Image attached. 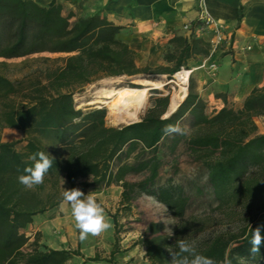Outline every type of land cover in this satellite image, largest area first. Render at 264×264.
<instances>
[{
	"label": "trees",
	"instance_id": "16d2710c",
	"mask_svg": "<svg viewBox=\"0 0 264 264\" xmlns=\"http://www.w3.org/2000/svg\"><path fill=\"white\" fill-rule=\"evenodd\" d=\"M69 19L56 0L47 5L34 0H0V132L17 129L26 142L18 150L17 141L0 139V264H76L74 257L82 258L81 264L102 260L98 255L85 257L79 247L52 249L39 245L37 239L28 244L21 232L35 215L60 205L62 176L69 182L88 180L83 186L94 189L121 182L122 205L146 194L165 205L173 217L183 218L189 201L183 188L171 181L160 182L161 147L174 153L180 143L205 170L217 208L234 211L240 207L248 214L238 234L218 235L194 247L196 252L216 264H225L226 259L231 264H242V260L264 264V241L257 254L251 252L250 244L251 231L257 226L264 236V133L258 132L254 121L264 116V86L253 89L241 109L224 106L208 116L189 77L187 95L165 119L169 95L153 98L136 122L105 126L104 108L84 112L76 108L73 95L104 76H135L149 73V69L135 65L134 52L117 38L120 26L99 15L74 23ZM195 25L193 22L192 28ZM177 40L175 52L166 54L168 61H175L167 71L169 77L187 67L188 59L208 53L205 40L192 33ZM44 51L70 55L36 58L40 66L19 77L4 73L6 60ZM151 92L159 93L157 89ZM186 114L191 119L190 133L166 136L165 125L180 122ZM38 151L48 152L54 158L53 166L44 183L29 190L18 182V176L32 165L28 158ZM133 154L134 159L127 162ZM129 174H143V178L130 182L126 180ZM111 217L112 256L118 250L119 229L116 214ZM162 230L161 225L150 223L144 238L136 242L146 247L152 264H169V250L179 251ZM77 238L79 245V231ZM104 260L113 264L112 258Z\"/></svg>",
	"mask_w": 264,
	"mask_h": 264
},
{
	"label": "crops",
	"instance_id": "0c3cea01",
	"mask_svg": "<svg viewBox=\"0 0 264 264\" xmlns=\"http://www.w3.org/2000/svg\"><path fill=\"white\" fill-rule=\"evenodd\" d=\"M34 1L40 5L51 2ZM56 2L62 6L63 16L70 15L69 22L99 15L107 22L120 26L117 38L134 52L135 65L139 68H148L149 73L165 76L175 65L174 60L166 59V54L175 52L177 39L187 36L183 27L195 22L198 15V0H56ZM202 3L204 10L231 33L233 41L232 47L223 48L212 58L218 63L215 75L212 76L202 69H194L190 74L193 92L203 101L205 114L212 116L224 106L234 110L241 109L250 92L264 86V0H202ZM246 45H251V50L243 51ZM203 57L195 56L188 59L187 67L195 68ZM168 112L169 106L163 117ZM185 121L191 131L189 127L191 119L188 114L178 123L181 126ZM254 121L258 132L264 133V116L255 117ZM3 129L5 135L15 138L24 136L17 129ZM189 133L186 131V135ZM0 139L2 140V137ZM23 142L26 143L25 140ZM116 184L117 186H112L116 191L110 187L107 191L104 188L97 190L94 194L97 200L105 199L110 190L115 200L120 201L118 195L120 196L122 192L121 182ZM60 205L35 215L32 223L21 232L28 237L35 233L40 234L38 243L48 248H78L76 229L67 227L66 222L57 216L62 210ZM67 207L65 206L63 210ZM65 235L69 236L67 243ZM28 241H32V237H29ZM80 245H83V242L80 241Z\"/></svg>",
	"mask_w": 264,
	"mask_h": 264
},
{
	"label": "rangeland",
	"instance_id": "374dc122",
	"mask_svg": "<svg viewBox=\"0 0 264 264\" xmlns=\"http://www.w3.org/2000/svg\"><path fill=\"white\" fill-rule=\"evenodd\" d=\"M68 55L70 54L65 52L44 51L31 54L26 57L9 59L6 60L8 67L3 69V71L9 78H15L34 71L38 66H40L38 62L34 61L36 58L49 57L51 59H55L58 57H66ZM24 60L26 62L21 63ZM140 78L153 81H166V84L168 85L165 84L166 87H163V89H157L159 93L151 92V89L155 88L148 89L146 104L138 114L136 121L139 120L140 116H142L151 105L153 98L163 95H169V98H171V95L179 89L177 84L168 82L170 80H175L174 74L171 77L155 73H140L135 76H104L87 84L80 92L75 93L73 95L74 104L77 109H81L84 112L104 108L106 110L104 117L105 126L119 127L126 125V123L118 125L112 123L108 116L109 103H103L106 99L97 97V92L102 90V88L103 90H107L123 86L138 87L139 85L136 84L135 81L141 80ZM188 85L189 80L186 83L187 91ZM181 127L186 129L187 133L190 132L186 121L181 124ZM4 133V129H2L0 132V137H2L1 141H17V149L23 150L25 145L23 142L25 136L15 138L10 135H5ZM43 137L44 141L47 143V137ZM134 157V154L131 155L127 162L132 161ZM160 157L164 162V166L160 172V182L164 183L171 181L174 184L180 185L183 188L184 193L189 198L183 218L177 219L173 217L168 208L156 201L152 196L141 194L130 203L122 205L119 200H115L109 190L108 196H106L105 199L101 198V201L98 200V202L103 205L106 217L112 227L98 237L90 235L87 240L83 241V245H78L81 249L80 251L85 257L98 255L102 260L97 262H88L86 264H111L104 260L109 258H112L113 264H152L150 259L145 254L146 247L142 243H136L144 238L147 227L150 223H157L161 225L163 227L162 234L170 237L171 242H173L175 246H177V241L183 239L192 247H199L206 241L218 235H225L228 237L230 235L238 234L241 231V228L246 223L248 214L240 207L235 208L234 211L217 208L216 202L211 196L210 188L206 183L205 170L197 162L193 161L183 143L178 145L174 153H172L169 149L161 147ZM142 178L143 174H129L126 176V180L130 182H135ZM87 181L88 180L81 179L69 182L64 176L60 179L63 192L64 190L78 188L85 195H87L89 192L96 194V191L102 188L107 191L108 187L116 191V189L112 187L117 186L116 183L100 189H94L83 186V182ZM198 189H200V192H198ZM118 199L121 200V195H118ZM112 214H116L119 233L117 238L118 250L111 256L110 253L115 242L114 222L111 217ZM57 216L66 222L65 225H67V227H71L73 230L76 229V232L78 233V229L75 227V221L69 206L66 210H61ZM24 236L27 239L32 237V241H28V244L36 239L37 241L40 240V234L38 233L32 234L29 237L24 233ZM65 242H69V236L67 235H65ZM67 248H69V246ZM72 261L76 264H81L82 258L74 257ZM171 261L172 258L169 264H171ZM241 262L242 264H248L243 260ZM155 264L162 263L156 262Z\"/></svg>",
	"mask_w": 264,
	"mask_h": 264
},
{
	"label": "clouds",
	"instance_id": "9594fccd",
	"mask_svg": "<svg viewBox=\"0 0 264 264\" xmlns=\"http://www.w3.org/2000/svg\"><path fill=\"white\" fill-rule=\"evenodd\" d=\"M165 118L162 117V119ZM163 132L166 136L186 135V130L179 123L165 125ZM28 159L33 163L24 168V174L18 176V182L26 189L31 190L44 183L45 175L52 168L54 158L48 152L38 151ZM62 197L60 207L62 210L65 206L70 207L81 242L87 240L90 235L98 237L112 227L106 217L103 205L98 202L93 192L85 195L80 189L72 188L64 190ZM262 241H264V236L261 235V226H257L251 231L250 244L253 254L260 252ZM176 243L179 251L169 250L172 255L171 264H216L212 258L198 254L195 248L185 240L181 239ZM225 264H231V262L226 259Z\"/></svg>",
	"mask_w": 264,
	"mask_h": 264
},
{
	"label": "bare ground",
	"instance_id": "6f19581e",
	"mask_svg": "<svg viewBox=\"0 0 264 264\" xmlns=\"http://www.w3.org/2000/svg\"><path fill=\"white\" fill-rule=\"evenodd\" d=\"M188 75L189 71L186 69L179 70L174 74L175 80L171 82L177 84L179 89L171 95L169 101L171 110H173L185 98L187 92L186 83ZM135 83L139 86H123L119 88H110L107 90H103L102 88V90L97 92V97L106 99L103 101V103H109V106L107 105L109 110L108 116L113 124L118 125L136 121L138 114L146 104L148 89H163V87H166V81L163 82L161 80L153 81L143 79L137 80Z\"/></svg>",
	"mask_w": 264,
	"mask_h": 264
},
{
	"label": "built area",
	"instance_id": "2783aa9c",
	"mask_svg": "<svg viewBox=\"0 0 264 264\" xmlns=\"http://www.w3.org/2000/svg\"><path fill=\"white\" fill-rule=\"evenodd\" d=\"M198 15L195 20V27L192 28L191 24H186L183 29L187 34H194L197 38H202L208 45V53L201 59L200 63L195 68L181 67L180 70L186 69L189 71V76L194 69L205 70L210 75H215L218 70V63L215 59H212L223 48L232 47V35L227 31L225 26L215 19H213L203 8L202 0H198ZM243 51L251 50V45H246L242 49ZM212 59V60H209Z\"/></svg>",
	"mask_w": 264,
	"mask_h": 264
},
{
	"label": "water",
	"instance_id": "95a60500",
	"mask_svg": "<svg viewBox=\"0 0 264 264\" xmlns=\"http://www.w3.org/2000/svg\"><path fill=\"white\" fill-rule=\"evenodd\" d=\"M141 79V78H140ZM142 80V79H141ZM147 80V79H146ZM170 82H171V80H170ZM179 105V104H178ZM178 105L173 109V110H171L170 109V102H169V112L165 115V117H167L169 114H171V113H173L175 110H176V108L178 107ZM133 122H136V121H131V122H128V123H126V124H131V123H133Z\"/></svg>",
	"mask_w": 264,
	"mask_h": 264
}]
</instances>
